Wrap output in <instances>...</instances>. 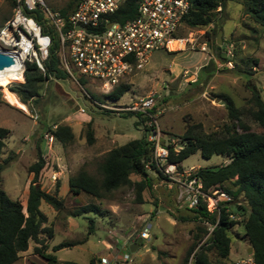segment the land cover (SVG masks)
Here are the masks:
<instances>
[{
	"label": "rangeland",
	"instance_id": "rangeland-1",
	"mask_svg": "<svg viewBox=\"0 0 264 264\" xmlns=\"http://www.w3.org/2000/svg\"><path fill=\"white\" fill-rule=\"evenodd\" d=\"M71 1L45 0L58 11L67 8ZM245 1L228 0L227 8L222 11L218 7L214 21L207 26L185 24L181 35L187 44L174 42L172 47L176 50L156 52L149 64L130 79L131 89L118 100L106 98L100 88L88 82L83 88L91 97L98 98L93 97L98 100L96 103L69 77L44 81L39 96L28 104L10 92L14 82L8 88L0 85V126L10 130L1 159L11 157L2 172V187L12 199L23 203L27 214V198L34 178L30 167L42 152L45 165L36 185L57 193L64 202L60 210L45 202L41 204V210L48 216L45 225L54 233L53 237L41 235L44 252L57 256L55 264L67 261L98 264L101 256H109L111 264H193L196 252L210 238L201 229L210 224L188 212L177 201L176 189L168 188L160 176L153 174V187L146 186L139 192L136 182L143 176L132 174V184L104 192L101 198L86 192L72 193L69 178L85 169L100 181L99 167L108 152L146 134L143 120L137 124L140 118L135 113L118 112L114 107H123L149 94L157 98L156 112L164 142L175 138L178 151L185 144L182 136L189 127L196 134L222 135L232 126L223 94L233 98L244 122L253 130L261 131L249 112L254 108L255 90L264 100V27L247 12ZM12 14L11 0H1L0 28ZM221 31L222 43L218 45ZM214 45L221 48L216 49ZM227 46L233 50V67L222 64L227 58ZM212 60L215 64H211ZM185 70L190 73L186 75ZM90 120L95 137L92 143L87 138ZM60 124L70 125L75 133L69 144L64 145L52 134ZM229 161V157L221 154L206 158L197 151L181 163V168L198 170ZM52 174H56L55 179ZM88 204L99 206L100 212L82 213V207ZM230 207L239 221L230 232V256L221 259L211 251L214 264H228L252 253L240 222L242 213L236 205ZM146 226L150 229L149 238L131 252V245L142 238ZM63 241L77 244L54 251L53 247ZM35 246L31 241L29 249L13 264H50L35 252Z\"/></svg>",
	"mask_w": 264,
	"mask_h": 264
},
{
	"label": "trees",
	"instance_id": "trees-1",
	"mask_svg": "<svg viewBox=\"0 0 264 264\" xmlns=\"http://www.w3.org/2000/svg\"><path fill=\"white\" fill-rule=\"evenodd\" d=\"M80 0H72L67 8L60 12L67 16L73 12ZM192 8L184 21L191 27L207 26L214 21V13L221 7V10L227 8L228 0H191ZM13 4V3H12ZM246 10L256 22L264 27V0H246ZM137 2H127L117 13L112 15L114 21L124 23L136 16ZM38 20L44 24L42 15L38 13ZM8 17L5 18L7 20ZM44 31L51 33L53 45L50 49V56L46 61V74L39 71L36 64L29 63L26 69V80L24 82L12 79H22V75L16 76L6 81H0V85H11L10 92L16 93L18 98L24 104H28L35 97L39 96L40 85L48 80L50 76L57 79H65L69 74L61 67L59 55V41L57 32L50 26L44 24ZM216 49L221 47L214 45ZM224 58L223 60H225ZM211 64H215L214 60ZM208 65L204 66L203 71ZM202 78H198L201 80ZM12 80V81H10ZM10 81V82H8ZM84 85L86 80L80 79ZM131 89L130 84H121L114 91L105 94L106 98L112 100L120 99L127 91ZM254 108L249 112L251 118L259 124L261 131H255L252 127L242 120V112L236 106L232 97L223 94L226 102L232 126H228L227 131L220 135L196 134L191 127L186 130L182 136L185 141L184 146L175 151L172 145L169 146V160L171 162L181 163L190 155L200 151L201 154L210 158L213 155H224L229 157V162L221 166L199 168V175L204 183L205 190L214 186H219L227 191L234 200H239L238 207L241 212L245 229L244 237L252 247V253L257 264H264V100L255 90ZM1 96V92H0ZM94 98H97L93 95ZM98 99V98H97ZM158 104V103H157ZM157 105L154 107L156 112ZM134 114V113H131ZM140 119L136 122L140 124L144 120L140 114H135ZM92 120L88 122L87 138L93 142L95 137L92 129ZM10 130L0 126V264H13L17 262L21 253L29 249L31 241L37 246L36 253L45 257L50 264L57 263V256L44 252L42 234L53 237V229L45 224L48 222L47 214L41 210L42 202H45L55 209L64 208L63 200L59 199L57 193L52 194L44 190L41 186L37 187L38 176L45 165V158L42 152H39L38 160L31 167L30 171L34 173V178L29 188L26 210L20 200L12 199L2 187V172L6 168V163L11 157L5 160L1 155L6 146L5 139ZM52 134L64 145L69 144L75 138V133L70 125L60 124ZM154 145L147 139L145 134L141 138L133 139L128 143L113 148L108 152L104 161L99 167L101 180H97L87 170L81 169L77 174L69 178L70 191L76 195L86 192L97 198L103 197L104 192H111L122 186L132 184L131 175L139 174L143 179L136 182L139 192L146 186H152L153 177L147 170L146 165L152 160ZM161 180L163 178L160 176ZM228 183V184H227ZM59 187V184H58ZM153 187V186H152ZM58 192V188L56 189ZM231 207L225 205L222 207L220 216L211 213L202 203L197 209L188 210L195 218H199L208 224H217L215 229L206 241L205 245L199 249L193 260V264H214L210 258V252H216L221 259H228L231 252L230 232L239 223L232 219ZM100 207L94 204H88L82 207L81 212H100ZM232 210V209H231ZM243 215V216H242ZM183 218V217H182ZM184 219V218H183ZM94 221V220H91ZM91 225V229H92ZM205 234L209 233V225L201 229ZM200 238V236H199ZM77 242L63 241L53 247L58 251L65 247L76 245ZM65 264H79L75 261H67ZM94 264V261L92 262Z\"/></svg>",
	"mask_w": 264,
	"mask_h": 264
},
{
	"label": "built area",
	"instance_id": "built-area-1",
	"mask_svg": "<svg viewBox=\"0 0 264 264\" xmlns=\"http://www.w3.org/2000/svg\"><path fill=\"white\" fill-rule=\"evenodd\" d=\"M130 1L137 2L136 16L124 23L114 21L112 15ZM11 2L13 14L0 28V52L14 59L9 67L22 72V82L26 80L29 63L36 64L41 73L47 72L46 61L53 37L44 31L45 24L57 32L61 67L69 78L82 88L80 79L84 78L86 83L91 82L100 88L104 95L121 84H129L130 79L149 64L156 52L176 50L172 47L174 42L187 44L181 31L186 24L184 19L192 8L191 0H80L75 10L65 16L52 9L45 0ZM38 13L42 15L44 24L38 20ZM225 51L227 58L222 64L233 67L231 46H227ZM185 73L188 75L190 71L185 70ZM84 92L94 99L85 89ZM94 101L98 103V100ZM156 105L155 94H149L123 107H114V110L140 114L144 118L142 124L145 125L147 139L154 145L152 160L146 165L150 175L161 176L168 188L176 189L177 201L185 208L194 210L204 203L209 212L220 216L222 207L230 206L233 197L217 186L205 190L202 178L197 175L198 170H184L179 163L169 160V146L178 151L177 141L170 138L164 142L158 113L154 112ZM55 175L51 176L55 179ZM227 211H231L232 219H237L230 208ZM216 226L209 225V235ZM141 236L143 240L149 238L148 226ZM98 264H111V258L101 256ZM228 264L257 263L251 253Z\"/></svg>",
	"mask_w": 264,
	"mask_h": 264
},
{
	"label": "water",
	"instance_id": "water-1",
	"mask_svg": "<svg viewBox=\"0 0 264 264\" xmlns=\"http://www.w3.org/2000/svg\"><path fill=\"white\" fill-rule=\"evenodd\" d=\"M221 34H222V31L218 35V39H217V44L218 45H220L222 43ZM13 62H14V59L11 56L0 52V70L4 69L5 67H9L10 65L13 64ZM37 187H39V184H37ZM238 203H239V200H234L230 204L231 205H235V204H238ZM142 243H143V239L139 238L138 242H136L135 244L131 245V247H130L131 252H135L137 247L142 245Z\"/></svg>",
	"mask_w": 264,
	"mask_h": 264
},
{
	"label": "bare ground",
	"instance_id": "bare-ground-1",
	"mask_svg": "<svg viewBox=\"0 0 264 264\" xmlns=\"http://www.w3.org/2000/svg\"><path fill=\"white\" fill-rule=\"evenodd\" d=\"M19 75H22V72L20 70H16L15 67H8V68H5V69H1L0 70V81H6V80H9V79H12L16 76H19ZM23 77V75H22ZM12 80H19V81H23L24 80V77L22 79H12ZM10 80V81H12ZM8 81V82H10Z\"/></svg>",
	"mask_w": 264,
	"mask_h": 264
},
{
	"label": "crops",
	"instance_id": "crops-1",
	"mask_svg": "<svg viewBox=\"0 0 264 264\" xmlns=\"http://www.w3.org/2000/svg\"><path fill=\"white\" fill-rule=\"evenodd\" d=\"M81 194V193H80Z\"/></svg>",
	"mask_w": 264,
	"mask_h": 264
}]
</instances>
